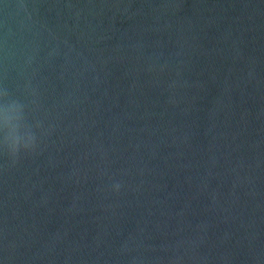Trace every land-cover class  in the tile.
<instances>
[{"label": "water", "instance_id": "obj_1", "mask_svg": "<svg viewBox=\"0 0 264 264\" xmlns=\"http://www.w3.org/2000/svg\"><path fill=\"white\" fill-rule=\"evenodd\" d=\"M4 90L0 264H264V0H0Z\"/></svg>", "mask_w": 264, "mask_h": 264}, {"label": "clouds", "instance_id": "obj_2", "mask_svg": "<svg viewBox=\"0 0 264 264\" xmlns=\"http://www.w3.org/2000/svg\"><path fill=\"white\" fill-rule=\"evenodd\" d=\"M0 124L6 130L2 142L3 150L13 161L19 159L21 152L30 153L36 149L37 137L28 122L26 106L13 98L7 90L0 92ZM21 126L26 129L24 135L19 133Z\"/></svg>", "mask_w": 264, "mask_h": 264}]
</instances>
